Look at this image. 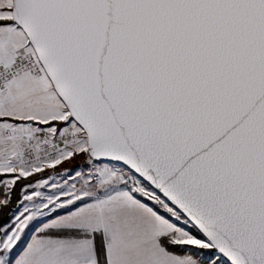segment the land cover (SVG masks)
Instances as JSON below:
<instances>
[{
  "label": "snow or ice",
  "instance_id": "obj_1",
  "mask_svg": "<svg viewBox=\"0 0 264 264\" xmlns=\"http://www.w3.org/2000/svg\"><path fill=\"white\" fill-rule=\"evenodd\" d=\"M0 264H264V0H0Z\"/></svg>",
  "mask_w": 264,
  "mask_h": 264
}]
</instances>
